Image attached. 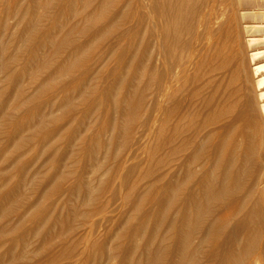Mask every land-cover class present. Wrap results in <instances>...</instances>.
I'll return each instance as SVG.
<instances>
[{"label":"bare ground","instance_id":"1","mask_svg":"<svg viewBox=\"0 0 264 264\" xmlns=\"http://www.w3.org/2000/svg\"><path fill=\"white\" fill-rule=\"evenodd\" d=\"M30 1L0 0V264H264V0Z\"/></svg>","mask_w":264,"mask_h":264},{"label":"rangeland","instance_id":"2","mask_svg":"<svg viewBox=\"0 0 264 264\" xmlns=\"http://www.w3.org/2000/svg\"><path fill=\"white\" fill-rule=\"evenodd\" d=\"M13 1H14V3H16L15 5L18 6V7H17L18 10H23L24 12H27V11H28V12H27V13H28V14H27V17H28V16H29V13L32 11L31 1H30V0H20V1H18V0H13ZM17 1H18V2H21V3L19 4ZM28 1H30V2H28ZM22 2H23V5H24V6L22 5ZM26 2H27V3H26ZM28 3H29V4H28ZM17 4H18V5H17ZM27 4H28V7H27ZM20 5H22L23 7L20 6ZM25 5H26V7H25ZM22 8H23V9H22ZM29 10H30V12H29ZM227 10H228V9H227ZM227 13H228V11H227ZM28 18H29V17H28ZM12 21H13V20H10V22H9V21H8V22H9L10 24H12V25H11V26L13 27V28H12V31L14 32V29H16V28H14V27H15V26H13V25H14V21H13V23H12ZM157 22H158V21H157ZM10 24H9V25H10ZM158 24H159V23H158ZM37 40H38V39H37ZM263 126H264V125L261 124L260 127L262 128ZM263 137H264V135H263ZM127 166H128V164L125 165V167H127ZM124 172H125V171H124ZM262 180H264V175H263V177H262ZM118 205H119V204H118ZM113 216H115V217L117 216V218H118V217H119V213L115 212V213L113 214ZM98 235L100 236V235H101V232H100ZM98 235H97V237L94 236V238L97 239V238H98ZM94 238H93V239H94ZM93 239H92V240H93ZM88 246H89V244H88L86 247H88ZM112 264H114V263H112Z\"/></svg>","mask_w":264,"mask_h":264}]
</instances>
